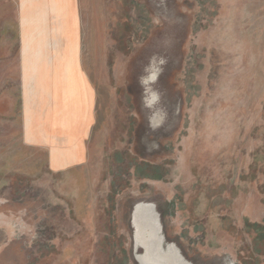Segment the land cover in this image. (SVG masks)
Returning a JSON list of instances; mask_svg holds the SVG:
<instances>
[{"label":"rangeland","instance_id":"1","mask_svg":"<svg viewBox=\"0 0 264 264\" xmlns=\"http://www.w3.org/2000/svg\"><path fill=\"white\" fill-rule=\"evenodd\" d=\"M147 0H78L96 91L84 165L49 171L23 143L20 4L0 0V192L56 206L61 264H130L128 115ZM264 141V0H188L180 231L215 264H254L250 158Z\"/></svg>","mask_w":264,"mask_h":264},{"label":"water","instance_id":"2","mask_svg":"<svg viewBox=\"0 0 264 264\" xmlns=\"http://www.w3.org/2000/svg\"><path fill=\"white\" fill-rule=\"evenodd\" d=\"M188 0H147L128 115L130 264H215L180 231ZM254 264H264V141L250 158ZM0 264H61L56 206L0 192Z\"/></svg>","mask_w":264,"mask_h":264},{"label":"crops","instance_id":"3","mask_svg":"<svg viewBox=\"0 0 264 264\" xmlns=\"http://www.w3.org/2000/svg\"><path fill=\"white\" fill-rule=\"evenodd\" d=\"M23 143L44 150L49 171L84 165L96 91L81 61L78 0H18Z\"/></svg>","mask_w":264,"mask_h":264}]
</instances>
